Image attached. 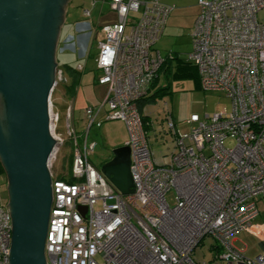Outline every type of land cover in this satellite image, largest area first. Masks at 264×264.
I'll return each instance as SVG.
<instances>
[{
    "label": "built area",
    "instance_id": "built-area-1",
    "mask_svg": "<svg viewBox=\"0 0 264 264\" xmlns=\"http://www.w3.org/2000/svg\"><path fill=\"white\" fill-rule=\"evenodd\" d=\"M108 2L117 19L98 29L93 58L96 82L106 92L99 103L84 107L80 141L72 107H65L71 182L53 172L64 136L52 92L48 100L49 131L56 141L46 161L52 196L46 264H198L191 254L206 238L215 254L201 264H264V225L255 222L256 201L264 197V17H259L264 0H198L186 62L196 67L200 87L223 94L230 109L203 118L191 114L183 136L169 115L174 148L164 163L152 158L137 102L148 94L160 66L173 58L153 51L173 6L159 0ZM90 35L79 46L83 55ZM55 80V86L66 81L61 68ZM112 119L122 120L126 129L123 145L129 148L133 180V192L126 195L88 159L95 146L87 142L90 128ZM171 189L172 204L166 198ZM239 231L260 240L262 250L254 258L231 244ZM10 240L8 209L0 205V264L8 262Z\"/></svg>",
    "mask_w": 264,
    "mask_h": 264
},
{
    "label": "water",
    "instance_id": "water-1",
    "mask_svg": "<svg viewBox=\"0 0 264 264\" xmlns=\"http://www.w3.org/2000/svg\"><path fill=\"white\" fill-rule=\"evenodd\" d=\"M67 1L0 0V164L11 223L7 264H46L52 200L46 161L56 141L49 131L48 100ZM98 168L121 194L133 192L127 146L114 147Z\"/></svg>",
    "mask_w": 264,
    "mask_h": 264
},
{
    "label": "rangeland",
    "instance_id": "rangeland-1",
    "mask_svg": "<svg viewBox=\"0 0 264 264\" xmlns=\"http://www.w3.org/2000/svg\"><path fill=\"white\" fill-rule=\"evenodd\" d=\"M159 1L173 5L174 8L169 15L164 34L154 44V49H159L163 57H167L170 53L173 58L167 59L160 66L157 72L158 77L151 84L149 96L151 94L152 96L143 103L142 113L148 121L145 131L152 158L155 162L164 163L174 148V135L167 125L169 115L177 135L183 136L190 129L187 120L191 114H196L200 118L214 113L225 115L230 109V100L221 93L203 90L199 84L196 67L186 62L192 47L191 28L195 15L199 11L198 0ZM85 10H89V15L85 14ZM259 17H264V12H261ZM116 19L115 11L110 9L108 0H68L64 7V20L60 26L58 41L56 39L54 53L58 67L64 70L63 74L68 83H57L51 93L54 110L60 118L58 130L63 136L65 107L73 100L75 105L73 123L79 141L84 135L83 109L85 105L95 100L94 94L90 92L87 94L88 86L85 79L96 76L98 73L94 68L93 60L96 54L97 32L95 33V29H100L102 25L114 22ZM81 22L88 23L91 30L84 55L81 54L79 46L87 42L88 36H78L80 31L77 30L76 25ZM77 64L84 65L83 81L77 82L72 94L74 97L70 99L66 93V85L71 81V74L65 66L75 69ZM159 88L162 89L158 90ZM125 138V124L120 119L103 121L99 127L92 126L87 135V142L95 143L94 149L88 155L91 164L98 168L100 164L109 160L113 148L123 145ZM71 151L72 144L64 136V143L60 147L53 168L57 177H70ZM3 181L5 182V178L2 175L0 177L1 205H5L7 201ZM174 195L173 189L167 193L166 198L170 204L174 202ZM256 205L259 215L255 222L264 225V197L257 199ZM230 242L235 249L243 251V254L250 259L262 250L260 240L246 231L236 232L230 238ZM212 244L213 241L210 238L204 239L192 252L191 259L198 264L212 260L215 254V250L210 247Z\"/></svg>",
    "mask_w": 264,
    "mask_h": 264
},
{
    "label": "crops",
    "instance_id": "crops-1",
    "mask_svg": "<svg viewBox=\"0 0 264 264\" xmlns=\"http://www.w3.org/2000/svg\"><path fill=\"white\" fill-rule=\"evenodd\" d=\"M104 1V0H103ZM160 2V1H159ZM164 4V3H163ZM173 6V5H172ZM174 8V7H173ZM173 8H172V10H173ZM172 10H171V12H172ZM171 12H170V14H171ZM116 14V13H115ZM169 14V15H170ZM198 14V11H197V13H196V15ZM169 15H168V17H167V19H166V23H165V26H164V28H163V31H162V34H161V36L159 37V39L162 37V35L164 34V30H165V28H166V25H167V22H168V18H169ZM195 15V16H196ZM116 21V20H115ZM114 21V22H115ZM194 22V21H193ZM112 23V22H111ZM82 24V25H81ZM84 24V25H83ZM89 24L88 23H85V22H81V23H77V25H76V28H77V30L78 31H80L79 32V37H81L82 35H83V37L85 36L86 37V34H87V32H89V31H91V30H89V26H88ZM80 28V29H79ZM83 32V33H82ZM96 32H98V29L96 30L95 29V33ZM81 33V34H80ZM85 34V35H84ZM158 39V40H159ZM157 40V41H158ZM153 51L154 52H156V51H158L159 53H160V50L159 49H154V47H153ZM82 54V53H81ZM80 54V55H81ZM161 54V53H160ZM78 65V64H77ZM77 65H76V67H75V70H77ZM83 67H84V65H83ZM94 68H95V66H94ZM85 69V68H84ZM84 69L82 70V71H79V70H77L78 72H79V77H78V83H80V82H82L83 81V76H82V72L84 71ZM97 76V75H96ZM96 76H92L91 78H87V79H85V82H86V85L88 86L87 87V94H88V92H90V93H92V94H94V96H95V100H94V102H92V103H89V104H87V105H96L97 103H99L102 99H103V96L105 95V92H106V87L104 86V85H100V84H98L97 82H96ZM68 81V80H67ZM67 81H65V84H67L68 82ZM71 82V81H70ZM151 88H152V86L150 87V89H149V91H148V94L147 95H149V93H150V90H151ZM97 92L99 93V94H97ZM66 93H67V91H66ZM70 97V99H72L74 96L73 95H70V94H68ZM71 105V107H72V111H74V107H75V105H74V100L72 101V103L70 104ZM87 105H85L84 107H86ZM142 111H143V108H141V113H142ZM143 114V113H142ZM146 122L148 123V121L146 120ZM1 177V176H0ZM3 178V177H2ZM3 180V179H2ZM3 184H4V181H3ZM0 187H1V184H0ZM1 203V202H0ZM1 205V204H0Z\"/></svg>",
    "mask_w": 264,
    "mask_h": 264
},
{
    "label": "trees",
    "instance_id": "trees-1",
    "mask_svg": "<svg viewBox=\"0 0 264 264\" xmlns=\"http://www.w3.org/2000/svg\"><path fill=\"white\" fill-rule=\"evenodd\" d=\"M58 68H61V67H58ZM65 68L71 74V82L68 85H66V91H67V94L72 95L73 92H74L75 86H76V84L78 82L79 72L77 70H75V69L70 68L69 66H65ZM156 78L154 79V81L156 80ZM161 89L159 88L158 90H161ZM151 96H152V94L150 96L146 95L145 97H143L140 100H138L137 106H138V109H139L140 113H141V108H142L143 103L145 101L149 100L151 98ZM141 118H142V122H143V127H144V129H146V125H147L146 117L142 113H141ZM2 175H3V169H2V166L0 164V176H2ZM59 178L65 180V181H68V182H71L73 180L72 177L63 178L62 176H60Z\"/></svg>",
    "mask_w": 264,
    "mask_h": 264
},
{
    "label": "flooded vegetation",
    "instance_id": "flooded-vegetation-1",
    "mask_svg": "<svg viewBox=\"0 0 264 264\" xmlns=\"http://www.w3.org/2000/svg\"><path fill=\"white\" fill-rule=\"evenodd\" d=\"M3 176H4V178H5V174H4V172H3ZM4 186H5V192H6V197H7V191H6L7 181H6V179H5V182H4Z\"/></svg>",
    "mask_w": 264,
    "mask_h": 264
},
{
    "label": "bare ground",
    "instance_id": "bare-ground-1",
    "mask_svg": "<svg viewBox=\"0 0 264 264\" xmlns=\"http://www.w3.org/2000/svg\"><path fill=\"white\" fill-rule=\"evenodd\" d=\"M82 25V24H81ZM84 25V24H83ZM80 29V28H79ZM88 33V32H87ZM85 35V34H84ZM83 36V35H82ZM85 37V36H84Z\"/></svg>",
    "mask_w": 264,
    "mask_h": 264
}]
</instances>
